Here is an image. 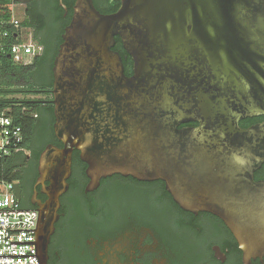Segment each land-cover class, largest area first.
I'll return each instance as SVG.
<instances>
[{
	"label": "water",
	"instance_id": "obj_1",
	"mask_svg": "<svg viewBox=\"0 0 264 264\" xmlns=\"http://www.w3.org/2000/svg\"><path fill=\"white\" fill-rule=\"evenodd\" d=\"M72 11L52 66L53 129L64 148L41 158L54 164L52 205L76 149L87 189L114 173L163 180L181 208L221 218L244 260L264 257V180L254 179L264 120L239 125L264 117V0H120L110 14L75 0ZM115 37L132 60L130 76ZM51 216L37 213L35 230H11L34 231V242H9L34 244V255L0 257L42 264Z\"/></svg>",
	"mask_w": 264,
	"mask_h": 264
},
{
	"label": "flooded vegetation",
	"instance_id": "obj_2",
	"mask_svg": "<svg viewBox=\"0 0 264 264\" xmlns=\"http://www.w3.org/2000/svg\"><path fill=\"white\" fill-rule=\"evenodd\" d=\"M92 1L102 14H106L102 11L107 4L115 2ZM58 3L25 1L24 17L35 24L28 29L33 39L43 42L41 55L48 57V63L37 64L27 82V88L39 93L31 94L35 103L26 107L29 117L24 127V151L10 161L21 206L36 210L39 217L52 213L53 230L44 233L49 236L42 244V264H264V257L244 260L237 240L221 218L181 208L163 180L144 181L114 173L87 189L91 181L86 173L88 165L76 149L71 152L67 189L58 196L57 207L52 205L46 178L54 164L45 155L41 165V158L47 148H64L53 129V75L49 68L56 47L57 30L52 33L51 25H55ZM254 179L264 180L263 164Z\"/></svg>",
	"mask_w": 264,
	"mask_h": 264
},
{
	"label": "built area",
	"instance_id": "obj_3",
	"mask_svg": "<svg viewBox=\"0 0 264 264\" xmlns=\"http://www.w3.org/2000/svg\"><path fill=\"white\" fill-rule=\"evenodd\" d=\"M9 5V16L0 12V65L6 56L17 65L29 66L41 55L42 47L34 40L28 28L22 27L26 0H3ZM19 100L0 94V210H34L21 206L15 197V183L6 170L8 161L23 152L24 127L19 122L26 114V106ZM21 111V115H17ZM37 211H0V256L34 255V244H9V242H34ZM0 264H37L34 257H0Z\"/></svg>",
	"mask_w": 264,
	"mask_h": 264
},
{
	"label": "trees",
	"instance_id": "obj_4",
	"mask_svg": "<svg viewBox=\"0 0 264 264\" xmlns=\"http://www.w3.org/2000/svg\"><path fill=\"white\" fill-rule=\"evenodd\" d=\"M59 2V0H56V3ZM62 4L64 7L67 9L66 16L65 14V8L61 7L58 4H56V14H55V25H51V32H54V28L57 30V35H56V47H55V52L53 56L50 59L49 63V68H52L53 60L57 54L58 47L62 43V33L64 31V28L69 24L71 17H72V7L75 2V0H61ZM101 3V1H99ZM120 5V0H115L113 4H107V9L102 11L106 14L108 12H111V10L114 12L118 9ZM109 8V9H108ZM0 12L4 17L9 16V5L4 2L3 0H0ZM113 13V12H112ZM35 24L31 22L29 19L24 18L21 26L25 28H30L33 27ZM55 30V31H56ZM34 40L37 41L39 45H43V42H41L39 39L34 38ZM120 53V56L123 61V66H124V73L126 76H130L132 74V60L129 58L125 52V50L122 47L121 41L118 37H115V46L114 48ZM127 56V58H126ZM48 63V57L45 55H40L39 57L35 58L32 62L31 65L29 66H21L13 63L11 59L7 58L6 56L2 57L1 65H0V94L1 95H16V94H24L29 95V94H37L36 90H32L26 87L27 82L29 78L32 75V70L33 68L39 64L42 66H45V64ZM51 86V84H50ZM18 103L24 104L26 107L28 105H31L35 103V100H19ZM17 115H21V111L16 112ZM29 116L25 115L22 117V119L19 120V122L23 125V127L26 126L27 119ZM264 120V117H253V118H247L239 122L240 127L242 128H247L253 124L262 122ZM196 123H188L185 126H196ZM184 125H181V127ZM24 144V143H23ZM10 161H8V164L6 166V170L10 173V179H14V177L11 175V166H10ZM264 165V164H263Z\"/></svg>",
	"mask_w": 264,
	"mask_h": 264
},
{
	"label": "rangeland",
	"instance_id": "obj_5",
	"mask_svg": "<svg viewBox=\"0 0 264 264\" xmlns=\"http://www.w3.org/2000/svg\"><path fill=\"white\" fill-rule=\"evenodd\" d=\"M15 99H21L23 98L25 95L24 94H16V95H12ZM28 96V95H26ZM28 98H30L31 100L35 99L36 97L34 95L29 94Z\"/></svg>",
	"mask_w": 264,
	"mask_h": 264
}]
</instances>
